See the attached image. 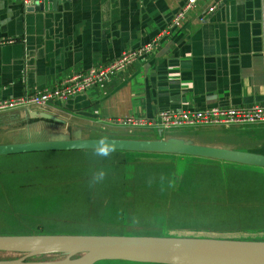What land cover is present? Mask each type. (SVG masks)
Masks as SVG:
<instances>
[{
  "label": "crops",
  "instance_id": "0c3cea01",
  "mask_svg": "<svg viewBox=\"0 0 264 264\" xmlns=\"http://www.w3.org/2000/svg\"><path fill=\"white\" fill-rule=\"evenodd\" d=\"M185 1L62 0L56 9L28 12L25 5L30 0H0V100L51 86L157 40L151 52L82 94L44 108L26 106L1 113L0 144L77 135L127 138L118 133V127H124L115 122L127 116L153 120L161 110L264 103V0H222L211 13L206 11L215 0H198L183 26L166 33ZM241 126L199 134L182 127L148 138L136 133L134 138L179 139L264 156V124ZM207 127L214 126L195 129ZM40 165L16 167L14 178L39 183L29 171L40 175L45 163ZM105 167L108 175L102 182L110 192L104 197L95 192L85 203L88 213L81 211L95 220L110 217L125 228H136L130 219L140 215L139 202L123 201L130 190L123 180L132 175V190L146 186L143 192H165V213L158 212L159 219L152 223L157 228L174 225L167 226L163 236H264L258 230L232 228L235 220L227 221L229 210L264 209L262 166L172 153L116 152Z\"/></svg>",
  "mask_w": 264,
  "mask_h": 264
},
{
  "label": "rangeland",
  "instance_id": "374dc122",
  "mask_svg": "<svg viewBox=\"0 0 264 264\" xmlns=\"http://www.w3.org/2000/svg\"><path fill=\"white\" fill-rule=\"evenodd\" d=\"M1 113L4 112H0V114ZM238 126H232L231 128ZM240 127L243 126L240 125ZM195 128L196 127H185L183 130L199 134L209 131L220 133L229 129L224 126ZM164 131L165 130L158 131L155 129L142 128L134 130L133 133H128L124 128L118 127V133L127 138H134L136 133L145 135L144 138H148V135L153 136L156 133L157 136V132L162 133ZM104 135L109 134L104 133ZM93 150L94 149L43 151L0 155V235H55L80 233L142 236L167 235L166 229L174 225L168 226V224H164L159 228H157L158 225H156V227L152 226L154 220L159 219L158 212L162 214L165 213V208L162 206L165 192L157 190L143 192L146 186L137 191L132 190L131 188L135 187L132 175H127V179L123 180V183H126L130 188V190L125 192V199H123V201L128 203L132 200L133 203L134 200H136V202H139L140 215H134L130 219V222L135 223L131 226H135L136 228H125L127 225H118L120 223L110 217H103L99 220H95L81 212L85 211L88 213L89 208L85 203L86 201L88 203L91 202L92 194L97 192V197H104L110 192L109 190L106 193L108 187L104 182H100L99 185H97V183L89 185L94 170L97 167L109 165V159H99L93 156ZM116 152L119 153L121 151ZM127 153L158 154L157 152L136 151ZM159 154L167 155L168 153ZM181 155L190 157V155ZM85 160L88 163H77L84 162ZM40 163H45V168H42L43 171L40 175L36 176V172L33 171V169L29 171L30 177H34L39 183L20 181L14 178L15 174L13 171H15L16 167L22 166L23 169L25 167L31 168L34 165L41 166ZM127 171H130V169H127ZM115 201L116 200L109 199L110 203ZM215 209H219L218 205L215 206ZM204 214L206 215L207 212ZM102 215L103 214L97 215L96 217H101ZM227 215L229 217L227 221L232 222L235 220L233 224H230L232 228H244L247 230H258L261 231V233L264 232V209L262 208L250 209V207H248L245 212H242V209L236 212L229 210ZM161 217H163V215ZM258 217L260 220L252 221ZM199 219L204 220V217H200ZM163 222L166 223L167 221L164 220ZM87 223H90V225L88 226ZM203 224L204 223L200 226L204 227ZM174 234L173 236H186L185 233ZM169 235L172 234L170 233ZM237 236L238 235H235L233 239L264 241V236L254 237L253 234H249L246 235L244 239L238 238ZM187 237L211 236H209V234H202V236L192 234V236ZM22 256H24L23 252L0 251V259L19 258ZM64 257V254L50 253L35 255L28 260H56ZM95 264L149 263L125 260H102Z\"/></svg>",
  "mask_w": 264,
  "mask_h": 264
},
{
  "label": "water",
  "instance_id": "95a60500",
  "mask_svg": "<svg viewBox=\"0 0 264 264\" xmlns=\"http://www.w3.org/2000/svg\"><path fill=\"white\" fill-rule=\"evenodd\" d=\"M62 0H30L26 11L56 9ZM116 151L192 155L264 167V156L245 151L198 145L179 139L108 138ZM99 138L28 140L0 144V155L94 149ZM0 251L24 256L0 264H95L125 260L151 264H264V241L210 237L142 235L29 234L0 235ZM64 254L56 260H28L39 254Z\"/></svg>",
  "mask_w": 264,
  "mask_h": 264
},
{
  "label": "built area",
  "instance_id": "2783aa9c",
  "mask_svg": "<svg viewBox=\"0 0 264 264\" xmlns=\"http://www.w3.org/2000/svg\"><path fill=\"white\" fill-rule=\"evenodd\" d=\"M197 1H185L173 15L166 33H172L183 26L187 14L194 9ZM220 1L222 0H215V3L210 5L206 12L211 13L215 5ZM24 2L27 3L28 0H24ZM156 44L157 40L154 39L137 49L122 52L118 57L105 65L94 66L84 72L69 75L57 83L35 92L25 93L16 98L0 100V112L26 106L44 108L52 101L64 102L71 99L91 87L104 83L113 75L123 71L134 61L151 52ZM115 122L126 128L129 133L142 128L166 131L182 127H230L247 124H264V103L240 107L212 106L199 110H161L153 120L127 116Z\"/></svg>",
  "mask_w": 264,
  "mask_h": 264
},
{
  "label": "clouds",
  "instance_id": "9594fccd",
  "mask_svg": "<svg viewBox=\"0 0 264 264\" xmlns=\"http://www.w3.org/2000/svg\"><path fill=\"white\" fill-rule=\"evenodd\" d=\"M116 153L115 143L109 142L108 137L101 136L92 152L99 159H111ZM108 175V169L104 166L97 167L90 183H100Z\"/></svg>",
  "mask_w": 264,
  "mask_h": 264
},
{
  "label": "trees",
  "instance_id": "16d2710c",
  "mask_svg": "<svg viewBox=\"0 0 264 264\" xmlns=\"http://www.w3.org/2000/svg\"><path fill=\"white\" fill-rule=\"evenodd\" d=\"M121 152H123V153H127V152H124V151H121ZM160 236H163V235H160ZM60 255H63V254H60ZM149 264H151V263H149Z\"/></svg>",
  "mask_w": 264,
  "mask_h": 264
},
{
  "label": "flooded vegetation",
  "instance_id": "af4514ba",
  "mask_svg": "<svg viewBox=\"0 0 264 264\" xmlns=\"http://www.w3.org/2000/svg\"><path fill=\"white\" fill-rule=\"evenodd\" d=\"M41 138H39V139H32V140H40ZM28 141V140H27Z\"/></svg>",
  "mask_w": 264,
  "mask_h": 264
}]
</instances>
